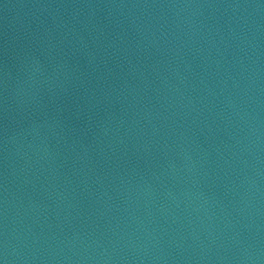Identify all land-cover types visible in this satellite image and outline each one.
I'll list each match as a JSON object with an SVG mask.
<instances>
[{"label":"water","instance_id":"1","mask_svg":"<svg viewBox=\"0 0 264 264\" xmlns=\"http://www.w3.org/2000/svg\"><path fill=\"white\" fill-rule=\"evenodd\" d=\"M3 264H264V0H0Z\"/></svg>","mask_w":264,"mask_h":264},{"label":"snow or ice","instance_id":"2","mask_svg":"<svg viewBox=\"0 0 264 264\" xmlns=\"http://www.w3.org/2000/svg\"><path fill=\"white\" fill-rule=\"evenodd\" d=\"M0 264H3V262H2V261H0Z\"/></svg>","mask_w":264,"mask_h":264}]
</instances>
